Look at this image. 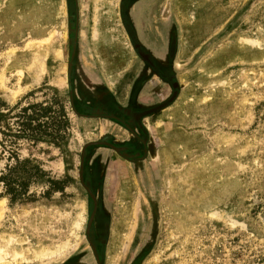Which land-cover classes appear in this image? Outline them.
I'll return each instance as SVG.
<instances>
[{
	"label": "rangeland",
	"instance_id": "rangeland-1",
	"mask_svg": "<svg viewBox=\"0 0 264 264\" xmlns=\"http://www.w3.org/2000/svg\"><path fill=\"white\" fill-rule=\"evenodd\" d=\"M119 4L78 0L72 15L66 0H0V110L55 98L66 118L61 142L17 146L44 176L26 200L0 187V264H64L88 251L78 169L109 127L72 108L69 63L77 46L94 81L131 91L138 64ZM171 11L172 98L148 120L142 162L151 203L132 162L112 155L102 264H264V0H172ZM8 157L0 143V172Z\"/></svg>",
	"mask_w": 264,
	"mask_h": 264
},
{
	"label": "flooded vegetation",
	"instance_id": "flooded-vegetation-1",
	"mask_svg": "<svg viewBox=\"0 0 264 264\" xmlns=\"http://www.w3.org/2000/svg\"><path fill=\"white\" fill-rule=\"evenodd\" d=\"M171 1L120 0L121 23L138 64L131 91L125 97H118L94 81L98 74L85 69L77 46L72 48L68 95L72 108L81 117L100 121L109 128L100 141L85 147L83 163L78 169V181L87 199L88 251L76 254L64 264H102L103 240L109 232L116 195L112 177L119 175L112 155L132 162L128 169L136 173L140 190H144L151 203L148 168L142 162L151 153L148 120L164 110L172 98L169 48L170 41H176V25ZM66 3L69 13L75 15L78 0H66ZM161 83L167 85L170 93L160 91ZM90 254L93 260L88 257Z\"/></svg>",
	"mask_w": 264,
	"mask_h": 264
},
{
	"label": "trees",
	"instance_id": "trees-1",
	"mask_svg": "<svg viewBox=\"0 0 264 264\" xmlns=\"http://www.w3.org/2000/svg\"><path fill=\"white\" fill-rule=\"evenodd\" d=\"M65 123V114L55 98L49 104L17 105L0 110V143L4 149H8V158L11 159V163L0 172V187L11 201L28 199L31 184L44 176L39 166L32 165L28 159L19 158L18 144L22 141L57 144L63 140Z\"/></svg>",
	"mask_w": 264,
	"mask_h": 264
}]
</instances>
